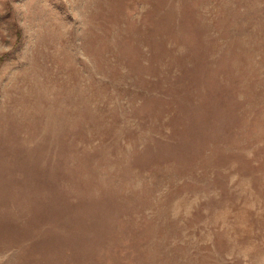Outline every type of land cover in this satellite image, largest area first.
Instances as JSON below:
<instances>
[{
	"label": "rangeland",
	"instance_id": "rangeland-1",
	"mask_svg": "<svg viewBox=\"0 0 264 264\" xmlns=\"http://www.w3.org/2000/svg\"><path fill=\"white\" fill-rule=\"evenodd\" d=\"M0 264H264V0H0Z\"/></svg>",
	"mask_w": 264,
	"mask_h": 264
}]
</instances>
